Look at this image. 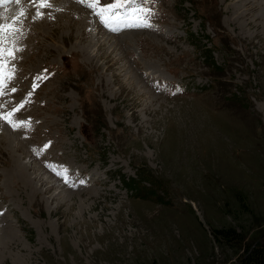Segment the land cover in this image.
Masks as SVG:
<instances>
[{
    "label": "rangeland",
    "instance_id": "374dc122",
    "mask_svg": "<svg viewBox=\"0 0 264 264\" xmlns=\"http://www.w3.org/2000/svg\"><path fill=\"white\" fill-rule=\"evenodd\" d=\"M51 4L0 9L26 11L0 105L28 99L32 122L0 121V264H239L264 247V0H157L154 27L116 32Z\"/></svg>",
    "mask_w": 264,
    "mask_h": 264
},
{
    "label": "snow or ice",
    "instance_id": "6c2138e0",
    "mask_svg": "<svg viewBox=\"0 0 264 264\" xmlns=\"http://www.w3.org/2000/svg\"><path fill=\"white\" fill-rule=\"evenodd\" d=\"M89 8L92 13L99 19L100 23L110 31H121L124 29H140L152 28L151 20L156 15L154 5L157 0H112L109 4H103L102 0H77ZM8 3L21 4L22 0H0V6ZM29 3L36 6V15L33 19H42L43 13L41 9L51 8V0H29ZM59 10V9H57ZM26 16V11L21 9L17 16L12 17L11 23L0 22V96L5 94L8 85L15 80L18 68L14 61L19 57L17 53L22 52L23 48L18 46L17 41L23 35L22 28L18 21L21 17ZM5 18L0 14V21ZM47 79V76L37 77V79ZM37 85L33 84V89ZM180 89L177 88V91ZM11 92H16V88H11ZM32 96V92L28 93V97ZM30 102L28 99L22 101L19 105L12 108L11 111L4 112L3 105H0V121H5L13 130L27 128L32 130L31 120H17L16 113L19 112L25 104ZM45 148L48 145L44 146ZM36 152V149H33ZM40 155V152H36ZM57 176L61 177L64 183L73 186L74 178L69 175L70 170L66 166L46 165ZM79 183H85L84 180H79Z\"/></svg>",
    "mask_w": 264,
    "mask_h": 264
},
{
    "label": "trees",
    "instance_id": "16d2710c",
    "mask_svg": "<svg viewBox=\"0 0 264 264\" xmlns=\"http://www.w3.org/2000/svg\"><path fill=\"white\" fill-rule=\"evenodd\" d=\"M144 189H142V192ZM141 193V192H140ZM233 230H218L216 231V236H224L227 239H231L234 236ZM239 264H264V247L259 246L255 248L253 251L249 252V254L241 260Z\"/></svg>",
    "mask_w": 264,
    "mask_h": 264
},
{
    "label": "bare ground",
    "instance_id": "6f19581e",
    "mask_svg": "<svg viewBox=\"0 0 264 264\" xmlns=\"http://www.w3.org/2000/svg\"><path fill=\"white\" fill-rule=\"evenodd\" d=\"M68 3H69V2H68ZM68 3H67V4H68ZM9 5H10V4H9ZM7 6H8V5H7ZM12 7H13V6H12ZM3 8H5V7H3ZM3 8L0 7V9H3ZM12 9H13V8H12ZM4 10H5V9H4ZM8 10H9V9H8ZM6 12H7V10H6ZM2 13H3V12H2ZM2 13H1V14H2ZM7 13H8V12H7ZM7 13H5V14H7ZM7 15H8V14H7ZM4 16H5V15H4ZM6 18H7V17H6ZM6 18H5V19H6ZM7 19H8V18H7ZM1 22H4V21H1ZM4 23H5V22H4ZM6 23H7V22H6ZM131 34L134 35L135 33H131ZM17 42H18V41H17ZM21 53H22V52H21ZM20 55H21V54H19V56H20ZM20 60H21V59H20ZM12 135H14V133H12ZM18 161H19V160H18ZM22 166H23V165H22ZM26 168H27V167H26ZM26 168H25V166H24L23 169H24V170H27ZM10 247H11V246H10ZM8 252H9V251H8ZM10 254H11V253H10ZM6 258H7V257H6ZM7 261H8V260H7ZM12 263H13V262H12ZM14 264H16V263L14 262Z\"/></svg>",
    "mask_w": 264,
    "mask_h": 264
}]
</instances>
